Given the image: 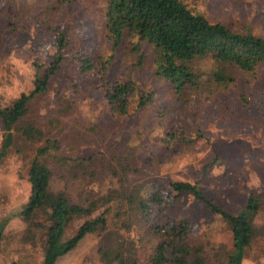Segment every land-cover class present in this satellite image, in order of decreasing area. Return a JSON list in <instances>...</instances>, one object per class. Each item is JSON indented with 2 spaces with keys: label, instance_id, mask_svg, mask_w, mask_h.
Segmentation results:
<instances>
[{
  "label": "rangeland",
  "instance_id": "obj_1",
  "mask_svg": "<svg viewBox=\"0 0 264 264\" xmlns=\"http://www.w3.org/2000/svg\"><path fill=\"white\" fill-rule=\"evenodd\" d=\"M184 1L211 20L264 36V0ZM106 5L107 0H0L1 106L32 89L36 73L56 54L57 32L64 30L68 42L60 66L47 88L31 99L23 120L42 126L46 137L58 140L52 153H104L98 176L71 180V196L83 199L92 190L94 196L106 193L118 185L119 176L112 171L121 172L124 165L128 185L141 181L150 190L167 187L171 180H189L230 211L244 207L253 192L259 208L242 264H264V65L249 72L229 70L232 79L216 82L211 80L214 63L204 57L195 64L199 86L175 93L171 83L156 74L148 41L134 49L124 36L113 49L104 27ZM108 55L107 68L102 69L98 62ZM80 57L92 59L95 66L82 69ZM124 80H133L152 98L135 108L134 93L126 113H113L107 90ZM13 131L0 164V264H40L44 238L35 222L44 220L48 209L28 221L22 206L30 192V161L45 140L25 141L16 128ZM47 160L54 172L51 185L60 188L64 180L59 165L52 156ZM105 207L100 204L93 214ZM114 210L112 206L106 214ZM151 217L168 224L179 217L189 219V241L202 246L208 262L227 264L233 241L225 219L190 192L180 193L166 208L152 205ZM82 220L75 216L64 238ZM119 231L132 239L139 260L148 264L157 237L137 222ZM101 238L98 232L87 233L55 264H108L98 253Z\"/></svg>",
  "mask_w": 264,
  "mask_h": 264
},
{
  "label": "trees",
  "instance_id": "obj_2",
  "mask_svg": "<svg viewBox=\"0 0 264 264\" xmlns=\"http://www.w3.org/2000/svg\"><path fill=\"white\" fill-rule=\"evenodd\" d=\"M104 27L113 49L124 36L129 37L134 49H138L142 40L148 41L152 45L156 74L169 81L175 93L199 86L200 77L195 64L204 57H210L214 63L211 80L216 82L232 79L229 70L249 72L264 65V36L251 30L233 29L219 20H211L202 11L193 10L184 0H107ZM67 42L64 30L58 31L56 54L41 73H36L32 89L21 92L7 106L0 104V164L13 142L14 128L25 141L45 140L44 144L36 148L30 161L27 172L30 192L22 206L28 221L32 220L34 214L48 209L44 219L46 221L35 222L44 238L40 264H55L61 255L74 248L90 232H98L102 236L98 253L105 263L146 264L139 260L132 239L123 237L119 231L121 227L130 229L134 222L145 224L146 229L157 237L148 264H216L206 260L202 246L189 241V219L179 217L168 224V220L158 222L151 217L152 205L166 208L172 199L175 200L186 191L208 210L225 219L233 241L227 264H242L245 246L253 233L252 217L259 208L253 192L244 207L236 212L230 211L210 200L201 186L189 180H171L167 187L156 186L150 190L141 181L128 185L125 174L128 167L124 165L121 172L112 171V175L119 176L118 185L106 193L94 196L92 190L83 199L71 196V180L85 175L91 178L98 176L101 164H104L101 160L104 153L99 149L88 154L52 153V149L57 148L58 140L46 137V130L42 126L23 120L31 99L47 88L50 77L60 66ZM110 57H101L98 63L102 69L107 68ZM80 60L82 69L95 66L92 59L80 57ZM134 93H137L135 108L152 98L150 92L138 89L133 80L111 84L107 90L110 110L117 114L126 113ZM48 156L54 157L59 165L60 176L64 180L60 188L55 189L51 185L54 172L47 160ZM170 191L173 194L168 201ZM100 204H106V207L94 215L93 212ZM112 206H115L114 213L106 214ZM75 216H82L83 220L73 234L64 238L65 230ZM2 227L0 222V243Z\"/></svg>",
  "mask_w": 264,
  "mask_h": 264
}]
</instances>
